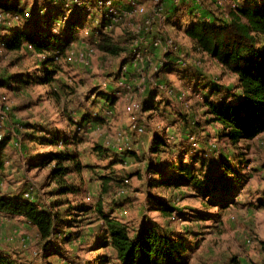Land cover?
I'll use <instances>...</instances> for the list:
<instances>
[{
	"label": "rangeland",
	"instance_id": "rangeland-1",
	"mask_svg": "<svg viewBox=\"0 0 264 264\" xmlns=\"http://www.w3.org/2000/svg\"><path fill=\"white\" fill-rule=\"evenodd\" d=\"M5 1L2 0L1 4ZM19 1V6L26 8L25 13L30 19L38 16L40 21L51 17L47 12L48 4H52V16H55V6L61 7L64 16L53 20L54 23L59 22L55 33L61 31L65 34L68 17L77 8L75 15L79 17L73 30L66 31L72 37L66 48L71 58L56 59L55 63L62 70L54 76L50 86L37 82L40 72L36 66L40 65L41 55L28 47L19 52L0 48V113H5V119H0V153L4 152L9 159L4 162L5 169L0 171V193L14 199H26L41 211L59 212L61 219L68 221L72 217L77 221L70 230L60 224L55 226L53 238L44 243L39 239L37 229L25 218L0 213V255L16 264L95 263L105 253L101 249L92 251L98 233L96 217L88 211L73 212L71 217L64 214L70 205L82 203L89 208L101 201L105 212L132 229L142 223L153 222L169 233L183 235L188 248L186 264H264V133L249 144L250 168L240 172L243 177H248L247 182L244 185L234 180L232 185L237 192L232 191L231 194L235 203L223 211L217 206L205 207L203 198L192 187L168 188L156 183L160 175L171 172L165 166L172 161L192 165L205 175L216 172L217 160L221 157H228V162L236 165L237 155L221 140V126L209 122L211 116L207 114L205 100L215 102L218 97L235 94L236 78L220 67L210 54L197 50L194 38L186 31L197 24L213 25L215 21H228L231 8L246 7L248 3L258 5L264 0H191L182 6L166 5L168 20L162 31L177 45L173 57L176 61L181 59L182 63L165 68L156 74L154 80L160 85L165 82L172 88L170 97L155 83L148 84L144 93L137 97V87L115 94L117 74L126 58L121 54L112 64H107L108 57H102L95 51L91 43L92 32L99 27L94 21L86 23L84 0ZM57 1L61 3L56 4ZM196 1H199V6ZM124 3L116 6L121 8ZM3 9L0 33L11 34L12 29L28 25L25 14L19 18L6 14L8 10ZM97 10L104 12L105 9L98 7ZM119 22L109 31L114 41L127 37L124 32L127 28L129 37L132 36L136 27V24L126 26ZM157 34L152 32L146 37L152 40ZM79 52L86 54L92 67L79 61ZM156 52L159 56L160 51ZM126 64L129 71L135 65L138 73L147 72L145 58ZM35 71L37 73L31 75ZM24 74L30 75L24 78L25 83L16 81L17 76ZM63 85L72 89L71 93ZM204 86L217 88L219 92L213 94L214 89ZM50 92L60 97L59 102L48 95ZM137 99L142 108L140 116L144 130L141 132L135 126L140 123L136 122L137 112L132 107ZM108 108L110 113L104 115ZM98 115L103 117L102 121H97ZM183 116L188 121L187 126L179 123ZM84 118L88 120L79 133L85 142L76 148L84 168L79 173L71 172L66 178L68 183L78 187V191L61 195L51 174L54 164L31 165V161L38 159L33 155L55 151L53 147L39 144L37 138L49 127L53 131L59 129L67 136L69 131L75 130L69 126L68 119L78 122ZM123 135L128 138L127 142L120 139ZM156 135L158 139H165V143H158L154 149ZM245 145L242 143L240 147L243 149ZM93 146L102 147L106 159L97 157ZM194 156L207 158L204 169L200 168L199 161L192 162ZM115 159L121 163L112 166V170H106V165ZM103 175L127 179L125 183L128 186L119 194L112 191L101 195L100 177ZM215 194L214 197L213 194L206 195V201L212 197L218 200L221 193ZM161 198L169 210L167 217H163L153 204L155 199ZM180 213L197 218L184 219Z\"/></svg>",
	"mask_w": 264,
	"mask_h": 264
},
{
	"label": "trees",
	"instance_id": "trees-1",
	"mask_svg": "<svg viewBox=\"0 0 264 264\" xmlns=\"http://www.w3.org/2000/svg\"><path fill=\"white\" fill-rule=\"evenodd\" d=\"M61 2L57 1L56 4ZM18 5L11 6L6 0L2 7L20 18V15L25 14V9L22 6L18 7ZM51 6L52 4L47 6V12H50L51 17L43 21H40V18L30 19L31 17H26L29 22L28 25L12 29L11 34L0 33L1 49L7 52H19L24 47H28L42 56L40 65L36 66L40 72L36 78L39 84L47 86L54 82V76L62 70L55 63L56 59H68L66 48L72 41V37L68 36L66 31L67 29L73 30L79 17L75 15L78 9L73 10L68 17L65 34H62L61 31L53 33L51 31L53 20L61 19L64 16V11L62 9L60 11L61 7L55 6V16H52ZM229 17L228 21H215L213 25H193L186 32L189 36L197 39L200 46L210 54L211 58L217 61L220 67L231 72L236 78L235 94L230 93L228 97H218L215 102L212 99L205 100L208 107L207 114L211 116L209 122L221 126L223 133L221 140L235 152L237 163L232 165L228 162V157H221L217 160L219 166L216 172L212 175L209 174V176L208 174L205 175L203 171H198L192 165L183 164L181 161L177 163L172 161L165 166L166 170H171V172L160 175V179L156 181L157 186L160 184L162 187H183L182 189L192 187L203 198L205 207L217 206L220 211L235 203L232 198L233 194H231L232 191L237 192V189L232 185L234 180L240 184H246L248 177H243L241 173L250 168L249 144L264 133V1L258 5L248 3L246 7L232 8ZM124 32L127 37L121 41H114L110 32L96 31V48L99 54L114 60L121 54L125 55L128 51V29ZM35 73L37 72L35 71L31 75H35ZM29 76L26 74L17 76L16 81L25 83L26 79L24 78H29ZM63 87L68 93H71L72 89L65 85ZM204 87L209 88V90L214 89L213 87ZM216 91L218 93L219 89L215 88L213 94ZM48 95L53 96L59 102L60 97L56 93L50 92ZM99 116L96 117L97 121H102L103 117ZM87 120L84 118L74 122L72 119H68L69 126L75 130L69 131L67 136L59 129L53 131L49 127L45 129V134L37 138L39 144L45 147H53L55 151L49 154L33 155L38 159L31 161V165L41 167L45 166L46 163L54 164L51 174L53 182L58 186V194H75L78 191V187L68 183L66 178L71 172L79 173L84 168L80 162V153L76 148L85 142L79 131L84 127ZM179 123L183 126L188 125L185 116L179 119ZM34 129L36 132L39 131ZM166 134L164 136H167ZM30 140L34 141V139ZM162 141L164 142L165 139H158L156 135L154 149L158 143L163 145ZM242 143L246 144L243 149L240 147ZM92 148L97 157L106 159L105 150L102 147L93 146ZM7 158V154L0 153V171L5 169L4 162L9 161ZM193 159L196 160V156L192 158V162L195 164L199 161L200 168L204 169L206 157L196 161ZM118 163L121 161L115 159L105 168L108 171L112 170L111 167ZM253 170L252 168L251 171ZM126 180L118 179L113 175L101 176L100 194L108 195L112 191L119 194L128 186L125 183ZM217 192L218 194L221 193L218 200L213 198ZM212 194L213 197L206 201L205 196ZM162 202V198L155 199L153 204H156L155 208L161 211L163 217H167L169 210L166 202ZM88 206L82 203L70 205L67 207L64 216L71 217L72 213L76 211L80 213L88 211L96 217L98 233L92 251L101 249L105 253L100 255L93 264L187 263L188 248L186 247V238L183 235L169 233L162 226L153 222L142 223L139 227L132 229L128 224L105 212L101 201L95 206L89 208ZM0 213L25 218L37 229L39 239L44 243L53 238L54 228L58 224L70 230L77 221L72 217L68 221L61 219L62 215L59 212L41 211L37 209L35 204L26 199L20 197L14 199L10 195L2 193H0ZM179 216L184 217V219L197 218V216H189L185 213H180ZM200 220H206V218ZM66 239L69 240L68 237ZM262 245L264 249V243ZM0 264L16 263L0 255Z\"/></svg>",
	"mask_w": 264,
	"mask_h": 264
},
{
	"label": "built area",
	"instance_id": "built-area-1",
	"mask_svg": "<svg viewBox=\"0 0 264 264\" xmlns=\"http://www.w3.org/2000/svg\"><path fill=\"white\" fill-rule=\"evenodd\" d=\"M144 1V2H142ZM84 0L85 7L83 10V14L86 18V23H90L92 21L98 23L99 29L94 30L92 33L93 46L95 47V51L99 53L96 48L97 44V36L96 31H104L109 32L113 27L118 25L117 21H120L119 24H123L128 26V24L133 25L136 24L135 29L132 31V36L129 37L128 42V51L125 53L126 62L120 65L115 92L116 95H120L121 93H126L131 90V87H137V92L135 96L141 95L146 90V87L150 83H155L157 88L161 91L166 92L167 96L170 97V94L173 92L172 88H170L165 82H162L160 85L157 83L156 74H160L162 70L167 67H172L182 63V60L179 59L176 61L174 55H176L177 45L172 41V39L168 38V34L163 33L162 29L164 28L168 17L166 13V5L171 3L174 6H182L191 0ZM121 2H125L121 8H118L116 4H120ZM196 5L199 6V1H196ZM18 7H20L18 5ZM104 7V12L96 11V8ZM77 8V7H76ZM187 7H183L182 9H186ZM78 9V8H77ZM3 7L0 6V22H2V13ZM7 12V11H6ZM6 14H12L8 11ZM14 15V14H13ZM25 16L29 17L27 13ZM59 27V22L56 21L53 23L51 30L56 32L55 28ZM128 29V28H127ZM158 33L153 37L152 40L147 39L146 35L149 33ZM129 33V29H128ZM165 40V41H162ZM197 50L205 51L197 39L193 40ZM157 50L160 51V55H157ZM206 52V51H205ZM67 57L71 58L70 53L66 51ZM80 56L81 63L92 67L89 59L87 58L84 52H79L77 57ZM145 58L147 60L146 73H138L135 65L131 66V71H129L130 67L126 64L128 62H137ZM77 60V58H75ZM107 64H112L114 62L113 58L107 59ZM151 72V74H150ZM134 74V75H133ZM137 102L132 104L133 110L136 111L135 119L137 124L135 125L137 129L141 132L144 128L141 126L143 123L141 120L140 112L141 107L138 99ZM140 104V105H139ZM1 111V108H0ZM110 109H106L104 111L105 114H109ZM5 113H0V119H5ZM99 116V115H98ZM101 116V115H100ZM99 116V117H100ZM1 125V124H0ZM124 142L128 141L126 136H122L120 138ZM9 144V143H8ZM122 192V191H121Z\"/></svg>",
	"mask_w": 264,
	"mask_h": 264
},
{
	"label": "crops",
	"instance_id": "crops-1",
	"mask_svg": "<svg viewBox=\"0 0 264 264\" xmlns=\"http://www.w3.org/2000/svg\"><path fill=\"white\" fill-rule=\"evenodd\" d=\"M49 1V0H48ZM2 3V0H0V6L2 7L3 5L1 4ZM8 3L12 6H15V5H18L19 3H20V1L19 0H8ZM44 3H47L46 1L44 2ZM43 3V4H44ZM5 4V3H4ZM49 5V4H48ZM24 7V6H23ZM237 7H241V6H237ZM24 9H26V8H24ZM232 9V8H231ZM37 19H38V17H36ZM36 19V20H37Z\"/></svg>",
	"mask_w": 264,
	"mask_h": 264
}]
</instances>
